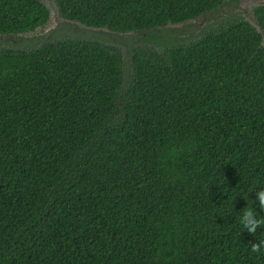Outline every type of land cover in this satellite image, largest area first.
<instances>
[{
  "label": "trees",
  "instance_id": "16d2710c",
  "mask_svg": "<svg viewBox=\"0 0 264 264\" xmlns=\"http://www.w3.org/2000/svg\"><path fill=\"white\" fill-rule=\"evenodd\" d=\"M240 1L53 0L16 38L49 9L0 0V264H264L239 224L264 216V1Z\"/></svg>",
  "mask_w": 264,
  "mask_h": 264
},
{
  "label": "clouds",
  "instance_id": "9594fccd",
  "mask_svg": "<svg viewBox=\"0 0 264 264\" xmlns=\"http://www.w3.org/2000/svg\"><path fill=\"white\" fill-rule=\"evenodd\" d=\"M260 185V184H257ZM255 185L249 192L257 188ZM255 202H258V206L261 210H264V187L259 188L256 191ZM254 203L253 200L248 199V206L244 207L239 216V224L242 229L246 230L250 234H255L258 227H264V216H259L251 205ZM251 253L260 254L261 250L264 249V240H259L258 243H251L249 247Z\"/></svg>",
  "mask_w": 264,
  "mask_h": 264
},
{
  "label": "rangeland",
  "instance_id": "374dc122",
  "mask_svg": "<svg viewBox=\"0 0 264 264\" xmlns=\"http://www.w3.org/2000/svg\"><path fill=\"white\" fill-rule=\"evenodd\" d=\"M264 0H241L239 2V4L237 5V7H235L234 9L236 11H241V13L251 22L252 18H251V7L263 2ZM41 2H43L47 8L49 9V18L47 20V22L42 25V26H38L35 29L28 31V32H24V33H20L18 35H16L15 37H28V36H34V35H43L44 33H46L50 28H52L54 25L57 24L58 22H63V19L61 17H59L57 11H56V7L55 4L53 2V0H41ZM77 27L80 29L85 28L82 24L77 23ZM263 44H264V36H263V40H262ZM1 43V42H0Z\"/></svg>",
  "mask_w": 264,
  "mask_h": 264
}]
</instances>
